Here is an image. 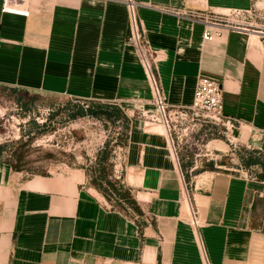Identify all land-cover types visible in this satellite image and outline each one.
I'll list each match as a JSON object with an SVG mask.
<instances>
[{"label":"crops","instance_id":"1","mask_svg":"<svg viewBox=\"0 0 264 264\" xmlns=\"http://www.w3.org/2000/svg\"><path fill=\"white\" fill-rule=\"evenodd\" d=\"M133 1L166 104L189 106L200 77L219 83L231 120L227 142L209 149L220 139L211 140L193 156L171 140L130 147L133 183L124 181L143 224L83 187L84 171L30 177L0 161V264H264V181L258 167H241L246 151L264 157V39L221 28L206 41L204 25L164 12L250 11L264 0ZM3 3L0 87L117 105L126 116L125 107L152 102L140 57L127 44L122 0H20L28 17L3 13ZM132 134L130 125L129 142ZM188 206L198 214L196 230Z\"/></svg>","mask_w":264,"mask_h":264},{"label":"rangeland","instance_id":"2","mask_svg":"<svg viewBox=\"0 0 264 264\" xmlns=\"http://www.w3.org/2000/svg\"><path fill=\"white\" fill-rule=\"evenodd\" d=\"M128 13L130 28L129 9ZM173 16L177 17L176 15ZM220 22V24L226 25L227 21L220 20ZM250 29L252 30V28ZM139 31L141 35L140 48L129 39H127V44L134 48L140 57L142 65V53L145 52L146 59L151 63L153 69V58L140 26ZM152 97L153 100L151 103L125 107L129 111L127 116L131 120L133 140L129 142L128 139L127 145L123 147L121 143H123L124 139L121 138V135L124 134L125 126L120 120H115V122L101 121L89 117L79 118L74 121L68 120L69 111L75 105H82L72 98L40 93L28 94L10 88L0 87V145H9L0 156V161H13L15 160L13 153L22 152L25 153V158L21 166L24 170L23 172L30 177L34 175L69 177L76 171H84L86 174V182L83 187H93L90 183L92 178H95L94 170L99 169V166L96 165V155L99 150L106 147L108 156L100 168L104 169L105 176L109 177V180L119 182L127 190L133 191L130 185L124 181L125 178H129V182L131 184L133 183L130 177H128L133 173L132 166L130 165L133 163V153H131L132 149L130 147L136 145L163 144V142L168 144L170 133L176 150H181V152L182 150H187L188 154L193 156L194 154H204L201 150L203 151L205 145L211 140L220 139L218 141L224 140L227 142L226 129L220 128L218 132H214L210 127L200 126L198 122L191 120V117L182 119L175 113L176 108H171L167 105L166 114L168 118L170 116L171 120L169 132L168 128L162 122L158 108L155 106L153 93ZM24 104H26L25 107L22 106ZM51 112H55L56 116L51 120L52 123H49V126L45 130L40 129L41 131H39L35 126L29 124L30 121L34 120L39 124L38 126H42ZM159 128L164 130L166 136L160 135ZM209 130L212 131L211 133L214 136L209 135L205 138V132L211 134ZM29 133L32 134L31 136H34L29 146L20 148L15 144L19 142L22 136H26ZM25 139L27 140V137ZM216 160L224 166L229 167L228 165H231L230 157H220ZM134 167L136 168V166ZM143 171L141 169H135L134 175L138 176L139 174L142 177L144 175ZM97 184H103V188H108L104 180L97 182ZM143 187L157 189V186L153 184L145 183ZM158 187L161 188L162 186ZM131 191L130 195L134 198ZM108 192L110 194L109 199L111 200L106 201L111 209L122 211L128 217L143 224V219L137 213L127 205H123L122 207L118 206L116 204L117 196L112 195L111 190ZM80 264L108 263L93 260L84 261Z\"/></svg>","mask_w":264,"mask_h":264},{"label":"built area","instance_id":"3","mask_svg":"<svg viewBox=\"0 0 264 264\" xmlns=\"http://www.w3.org/2000/svg\"><path fill=\"white\" fill-rule=\"evenodd\" d=\"M122 1L130 12L131 25L128 39L132 40L135 45L140 48L141 35L135 14L137 4L133 0ZM19 2L20 0H4L2 12L28 17L29 12L27 10L19 9ZM164 12L204 25L205 31L203 39L206 41H212L219 36L221 34V28L235 31L250 30V28H252V31L256 32L260 38L264 39V8L256 7L250 11H230L227 14L207 13L203 11L179 12L175 10H166ZM220 20H226V25L220 24ZM142 60L154 96L155 106L161 114L164 126L168 128L170 132L171 120L170 116L168 115V118L166 114L167 104L161 86L153 74L151 63L146 59L145 52L142 53ZM175 113L182 119L191 117V120H195L200 126L210 127L214 132H218L220 128H227V125L231 123V120L224 114V91L222 86L207 77H200L198 79L192 103L189 106L177 107ZM211 130H209L210 133L212 132ZM169 135L171 143L174 146L171 134L169 133ZM209 135H213V133H204L205 138ZM189 216L190 226L195 230L200 228L201 224L198 219V214L194 209H191V214Z\"/></svg>","mask_w":264,"mask_h":264},{"label":"trees","instance_id":"4","mask_svg":"<svg viewBox=\"0 0 264 264\" xmlns=\"http://www.w3.org/2000/svg\"><path fill=\"white\" fill-rule=\"evenodd\" d=\"M14 90V89H13ZM82 104V103H81ZM26 106V104L22 105ZM56 116L55 112H51L44 124L42 126H38L37 122L34 120L30 121L29 124L31 126H35V128L39 131L45 130L49 123H52L51 120ZM95 118L101 121H112L115 122V120H120L124 124V134L121 135V138H123L122 146H126L129 139V132H130V125L131 120L126 116V114L122 111V109L117 105L112 104H100V103H84L82 105H75L73 109L69 111L68 114V120H76L79 118ZM41 129V130H40ZM38 131V132H39ZM32 134L29 133L26 136H22L18 143H15L20 148H24L26 146H29L31 142L33 141ZM27 137V140L25 139ZM106 146L108 144L105 143ZM9 145H0V156L2 155L5 148ZM11 146V145H10ZM25 153L22 152H14V158L15 160L10 161L6 160L4 161L6 164L10 165L11 168L14 171L17 172H23L22 163L25 158ZM246 157L242 158L241 161V167L243 169L250 170L251 167H258L260 169L259 173H256V178L258 180L264 181V157L255 151H246L245 152ZM108 153L106 147L102 150H99V152L96 155L97 163L96 165L99 166L98 170H94L95 172V178H92L91 185L99 191L107 201L111 200L110 194L108 191L111 190L112 195L115 197L117 196L116 204L120 207L123 205L129 206L135 213H137L139 216H142V211L139 209L137 202L133 198V196L130 195V190H127L124 186H122L119 182H114L112 180H109V177L105 176L104 169L100 168L103 161L107 159ZM45 176V175H42ZM104 180V183L108 186V188H103V184H97V182ZM119 207V208H120Z\"/></svg>","mask_w":264,"mask_h":264},{"label":"bare ground","instance_id":"5","mask_svg":"<svg viewBox=\"0 0 264 264\" xmlns=\"http://www.w3.org/2000/svg\"><path fill=\"white\" fill-rule=\"evenodd\" d=\"M216 144H220V146H224V143L222 142V141H219L218 143H216V142H211L209 145H208V148L209 149H211V148H213V147H218V148H220L218 145H216ZM188 210H189V215L191 214V210H190V208H189V206H188Z\"/></svg>","mask_w":264,"mask_h":264}]
</instances>
